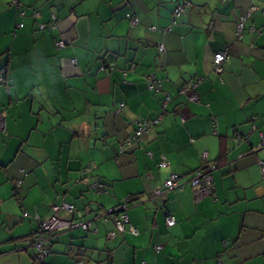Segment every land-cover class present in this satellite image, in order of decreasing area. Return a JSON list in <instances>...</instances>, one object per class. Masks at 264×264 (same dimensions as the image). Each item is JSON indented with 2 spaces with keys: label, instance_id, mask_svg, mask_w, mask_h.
I'll return each instance as SVG.
<instances>
[{
  "label": "crops",
  "instance_id": "1",
  "mask_svg": "<svg viewBox=\"0 0 264 264\" xmlns=\"http://www.w3.org/2000/svg\"><path fill=\"white\" fill-rule=\"evenodd\" d=\"M0 69V264H39L22 213L63 205L73 213L56 216L87 229L54 231L44 264H264V0H0ZM214 165L212 196L196 199L191 174ZM172 174L184 186L153 197ZM129 197L136 234L101 218Z\"/></svg>",
  "mask_w": 264,
  "mask_h": 264
},
{
  "label": "built area",
  "instance_id": "2",
  "mask_svg": "<svg viewBox=\"0 0 264 264\" xmlns=\"http://www.w3.org/2000/svg\"><path fill=\"white\" fill-rule=\"evenodd\" d=\"M183 7L179 6L173 13L174 18L178 17L182 11ZM256 9L254 7H251L248 11V13L245 16H242L240 20L238 21L236 25V31L235 35L237 39L240 38L243 29H244V22L246 18L249 16V13L252 11H255ZM20 15H23V13H20ZM132 24H135V20L131 19L130 20ZM21 27V25H19ZM44 26H40V29H43ZM154 29V28H151ZM64 43L62 41H58L56 43L57 47H62ZM163 47L162 45L158 46V51L161 53L163 52ZM229 60V53L228 49H223L222 51L216 53L213 56V61H212V70L215 74L221 75L223 72V68L226 65V63ZM3 82L2 77L0 75V84ZM197 85V82H194L192 85L188 86L185 89V93L188 95V99L191 102H197L198 101V96L195 93V87ZM160 88L159 83L152 82L149 80L148 83V89L149 90H158ZM157 120H154L153 122L151 121H141L138 122L137 128L134 131L133 135L129 137L121 146V152H124L128 148H131L132 146L136 144H140L141 139L145 133H147L149 127L151 124H156ZM4 128V120L2 115L0 114V130H3ZM205 157V156H203ZM167 166V162L164 158L159 163L160 168H164ZM214 169V167H210L207 169H198L194 171L190 179L187 183L191 186L193 190V194L196 199H202L205 197L212 196V178L210 175V170ZM259 170L261 174L264 176V160L259 162ZM21 186V182L18 181L15 184L16 190H19ZM184 186V183H180V177L176 174L170 175V177L163 183L162 187L160 189L154 190L151 194L153 197H159L162 195L164 192L171 191L174 189H180ZM99 191H102V188L99 187ZM127 204H125V201L121 203L119 206L114 207L113 209L107 211V213L102 214L101 218H104L105 220L109 217L113 220L114 227L118 232H124L125 227L129 226V219L126 214V209H127ZM59 209H63L69 213H73L74 207L73 205H63L61 208L58 206H53V215L48 218L47 220H41L38 216L36 215H30L27 212L22 213V218L23 219H30L34 220L38 223V231L33 235L32 237V246L35 249V254H34V260L37 263L43 262L44 258L48 254V243L54 238L52 234L54 231H56L59 228L62 227H68V228H77V227H82L84 230L87 229V223L84 222H72V221H63L60 220L57 216L56 213L58 212ZM175 224V219L171 215H167L166 217V225L168 227H172ZM129 232L136 234L137 231L136 229L132 228L129 226ZM111 236H114V234H111ZM160 248L155 247V250L158 251Z\"/></svg>",
  "mask_w": 264,
  "mask_h": 264
},
{
  "label": "trees",
  "instance_id": "3",
  "mask_svg": "<svg viewBox=\"0 0 264 264\" xmlns=\"http://www.w3.org/2000/svg\"><path fill=\"white\" fill-rule=\"evenodd\" d=\"M178 6L173 10V13H174V11L179 7V6H185L186 5V1H183L182 3L179 1L178 2ZM21 27H22V25H21ZM20 27V28H21ZM244 30V29H243ZM242 35V34H241ZM0 75H1V77H2V80H3V82L0 84V85H7V83H6V70L5 69H0ZM210 167H212V166H207V167H201L200 169H207V168H210ZM213 167H216V165H214ZM24 171L22 170V173H23ZM21 173V172H20ZM18 181H20L21 182V180L18 178V179H15V180H13V188H12V192H13V198H15L16 199V201L18 202V204L19 205H21V199H22V196H21V191H22V188H21V186H20V188H19V190H17L16 192H15V190H16V187H15V184L18 182ZM134 200L131 198V197H129V198H127L126 200H125V204H130L131 202H133ZM45 259V258H44ZM43 264H44V261H43Z\"/></svg>",
  "mask_w": 264,
  "mask_h": 264
},
{
  "label": "rangeland",
  "instance_id": "4",
  "mask_svg": "<svg viewBox=\"0 0 264 264\" xmlns=\"http://www.w3.org/2000/svg\"><path fill=\"white\" fill-rule=\"evenodd\" d=\"M17 68H19V57H18V65H17ZM15 74L18 75V77H17L18 82H17V84H16L15 86L12 85V86L9 88V90L12 91L13 95H15V91L18 90V95H19V69H18L17 71L15 70ZM8 82H9V81H8ZM0 88H1V90L4 91L5 93H8V92H7L8 89H6L4 85H0ZM21 105H22V103H19V100H18V101H14V104L12 105V107H16V108H17V113H18V114H19V107H21ZM12 107H11V108H12ZM46 114H47V113H46ZM46 114H45V115H46ZM3 116L5 117V116H7V114L4 112V115H3ZM49 144H51V140H50V138L47 137L46 140H45V149H46V150H48V148H49ZM42 152H44V151H42Z\"/></svg>",
  "mask_w": 264,
  "mask_h": 264
}]
</instances>
